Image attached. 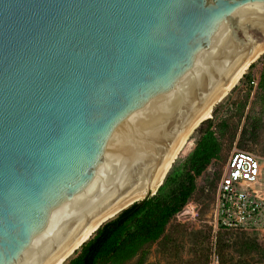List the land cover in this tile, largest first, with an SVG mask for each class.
I'll return each instance as SVG.
<instances>
[{"label":"water","instance_id":"obj_1","mask_svg":"<svg viewBox=\"0 0 264 264\" xmlns=\"http://www.w3.org/2000/svg\"><path fill=\"white\" fill-rule=\"evenodd\" d=\"M262 48L264 0H0V264H51L155 195L173 145Z\"/></svg>","mask_w":264,"mask_h":264},{"label":"rangeland","instance_id":"obj_2","mask_svg":"<svg viewBox=\"0 0 264 264\" xmlns=\"http://www.w3.org/2000/svg\"><path fill=\"white\" fill-rule=\"evenodd\" d=\"M263 70L264 54L249 65L229 94L214 105L209 119L214 125L226 122L221 126L222 131L217 130L218 126L214 129L223 142L221 157L214 159L198 176L196 192L170 221L165 233L122 264H231L222 260H238L239 255L233 251L232 245H236L241 237L255 238L264 247V230L246 233L226 229L231 233L224 237L219 246L217 231L221 227L217 225L216 214L217 186L234 149L247 150L260 157L264 191V88L259 87ZM204 122L202 124L206 127ZM201 125L169 173L184 167L200 137ZM252 126L257 129L252 130ZM75 256L76 253L66 264H70Z\"/></svg>","mask_w":264,"mask_h":264},{"label":"trees","instance_id":"obj_3","mask_svg":"<svg viewBox=\"0 0 264 264\" xmlns=\"http://www.w3.org/2000/svg\"><path fill=\"white\" fill-rule=\"evenodd\" d=\"M259 87L264 88V70L261 73ZM204 123L206 127L200 124V137L186 159L184 167L172 173L169 171L155 195L133 203L115 218L104 223L76 252L70 264H122L165 233L170 221L196 192L198 176L214 159L221 157L223 142L214 129L218 126L217 130L222 131L221 126L226 122L222 121L214 125L212 120L208 119ZM256 129V126H252V130ZM183 152L184 150L176 161ZM230 233L223 228L217 231L219 246L222 245L224 237ZM232 248L239 255L238 260L233 261L232 258L231 260L228 258V260L223 259V263H264V247L255 238L241 237Z\"/></svg>","mask_w":264,"mask_h":264},{"label":"built area","instance_id":"obj_4","mask_svg":"<svg viewBox=\"0 0 264 264\" xmlns=\"http://www.w3.org/2000/svg\"><path fill=\"white\" fill-rule=\"evenodd\" d=\"M261 179L260 157L247 150L234 149L216 190L218 227L246 233L264 230Z\"/></svg>","mask_w":264,"mask_h":264},{"label":"bare ground","instance_id":"obj_5","mask_svg":"<svg viewBox=\"0 0 264 264\" xmlns=\"http://www.w3.org/2000/svg\"><path fill=\"white\" fill-rule=\"evenodd\" d=\"M264 54V48L258 50L247 62L237 71V73L228 81V83L221 89V91L216 95V97L211 101V103L205 108V110L199 115V117L194 121V123L189 127L185 134L173 145L172 149L168 152L164 160L161 162L160 168L156 173L155 178L151 181L153 182V191L155 192L161 183L164 181L167 173L172 168L174 162L179 157L180 153L186 147L187 142L196 131L197 127L212 116L213 107L219 101L224 99L229 92L233 89L235 84L243 77L244 73L248 69L252 62H255L261 55ZM150 182V183H151ZM150 184L144 191V193L135 194L132 198L126 200L118 209L106 214L103 218L95 222L90 226L84 235L79 238L67 251L60 254L56 259H54L51 264H66V262L71 258L73 254L80 249V245L84 240H87L93 235L94 230L103 222H106L110 218H113L120 210L129 206L132 202L142 199L149 189Z\"/></svg>","mask_w":264,"mask_h":264}]
</instances>
